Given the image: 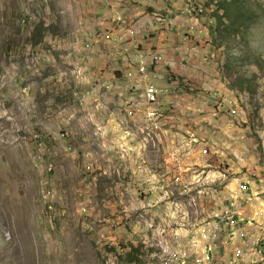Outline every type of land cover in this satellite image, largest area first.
<instances>
[{
	"label": "rangeland",
	"instance_id": "rangeland-1",
	"mask_svg": "<svg viewBox=\"0 0 264 264\" xmlns=\"http://www.w3.org/2000/svg\"><path fill=\"white\" fill-rule=\"evenodd\" d=\"M207 1L0 0V264H264V0Z\"/></svg>",
	"mask_w": 264,
	"mask_h": 264
},
{
	"label": "built area",
	"instance_id": "built-area-1",
	"mask_svg": "<svg viewBox=\"0 0 264 264\" xmlns=\"http://www.w3.org/2000/svg\"><path fill=\"white\" fill-rule=\"evenodd\" d=\"M196 9H197V12H196ZM189 12H191L193 14V12H196V13H201L204 11L203 7H198V6H195V5H192V9L191 10H188ZM129 32L131 33V35L134 34V31L133 29H129ZM135 37V35H133ZM161 58V55L159 53H155L154 55V59H160ZM145 67H141V70H144ZM163 91H157V85H156V88L154 90H147V84L144 88V92H143V100L147 103V104H150V103H154V100L153 98L155 97V95L157 94H162ZM148 114H154L152 112H149ZM205 152V151H204ZM190 180V184H194V183H191V179ZM165 181V179H164ZM248 187V181L242 185V188L245 189ZM226 210L228 211V224L226 225L227 227V230H229V233L228 235L230 236V238L233 240L234 238H238L240 240L243 239L242 235H241V232L239 231L238 228H235V226L233 224H230V219H229V209L226 208ZM202 228H205V225L202 224L201 226ZM228 238V237H227ZM189 245H190V239H189ZM191 246H190V249H189V254L191 253ZM244 249L242 247H236L234 249L235 251V255L236 257H242L243 254H244ZM189 255H178L177 256V263L181 264V263H186V258L188 257ZM204 259L205 258H201V261L199 264L201 263H204ZM237 261V259H233L231 261V263H235Z\"/></svg>",
	"mask_w": 264,
	"mask_h": 264
},
{
	"label": "trees",
	"instance_id": "trees-1",
	"mask_svg": "<svg viewBox=\"0 0 264 264\" xmlns=\"http://www.w3.org/2000/svg\"><path fill=\"white\" fill-rule=\"evenodd\" d=\"M213 2H216L217 3V10H223L224 12L222 13V15H218V17L220 19H222L223 17H227L229 19L228 23H226V26H229L230 25H233V26H236V30L234 29V33L235 35L238 36V34L240 35V31L242 30L243 26L241 24H244L245 27H247L245 21H243L241 24H237L235 25L234 24V21L232 20V17H231V12H233V9H236L239 7H243V4L246 2L245 0H208L206 3H205V6H209L211 4H213ZM196 5L195 6H200L201 3H195ZM196 12H197V9H196ZM202 13V12H201ZM199 13V14H201ZM215 14H218V13H215ZM250 16L249 13L245 14L244 12V20H246V18H248ZM223 22V21H222ZM217 25V24H216ZM217 29H219V25H217ZM252 30V27L251 29ZM237 33V34H236ZM260 60L262 63H264V59H261V56H259ZM254 66V65H252ZM258 68L262 71H264V66L258 64ZM128 260L130 262H134L135 258L133 257H129Z\"/></svg>",
	"mask_w": 264,
	"mask_h": 264
},
{
	"label": "crops",
	"instance_id": "crops-1",
	"mask_svg": "<svg viewBox=\"0 0 264 264\" xmlns=\"http://www.w3.org/2000/svg\"><path fill=\"white\" fill-rule=\"evenodd\" d=\"M130 100H136V99H130ZM129 100V101H130ZM127 101V102H129ZM90 167V166H89ZM168 174V173H167ZM164 175H166L165 173L162 174V180L165 179ZM161 180V181H162ZM166 180V179H165ZM158 183H161L160 181H158ZM164 186V185H163ZM219 236V235H218ZM226 238V237H225ZM225 241H227V243H222V241L219 243V245L217 244V247L215 249V256L217 258V261L220 263V260H226L227 263H230L232 261V259H237L236 255H235V251L234 249L236 247H240L239 243H240V239L238 238H234L232 241H230L228 238L225 239ZM230 245H233L230 246ZM244 249V248H243ZM233 252V253H232ZM232 255V256H231ZM231 256V259H230ZM246 259V258H244ZM243 259V260H244ZM229 261V262H228ZM239 262V261H238Z\"/></svg>",
	"mask_w": 264,
	"mask_h": 264
},
{
	"label": "clouds",
	"instance_id": "clouds-1",
	"mask_svg": "<svg viewBox=\"0 0 264 264\" xmlns=\"http://www.w3.org/2000/svg\"><path fill=\"white\" fill-rule=\"evenodd\" d=\"M186 12H189L188 10H187V8L186 9H184ZM189 13H191V12H189Z\"/></svg>",
	"mask_w": 264,
	"mask_h": 264
}]
</instances>
